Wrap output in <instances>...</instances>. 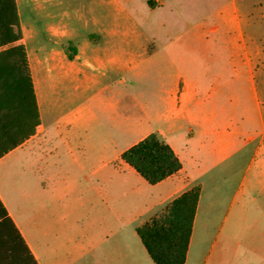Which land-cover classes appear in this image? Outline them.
Instances as JSON below:
<instances>
[{
  "label": "crops",
  "instance_id": "obj_1",
  "mask_svg": "<svg viewBox=\"0 0 264 264\" xmlns=\"http://www.w3.org/2000/svg\"><path fill=\"white\" fill-rule=\"evenodd\" d=\"M160 4L148 8L154 11ZM208 19L210 26L197 39L220 37L228 45L243 38L238 0H226ZM21 27L41 123L33 136L0 158V264H155L137 228L195 186L201 193L185 264L197 260V244L212 251L243 187L224 203L219 195L210 200L205 157L212 156L213 167L223 166L237 152L239 136L233 114H217L212 98L232 89L244 71L253 89H264L263 80L257 86L256 73L264 72L255 65V53L244 47L242 70L238 57L228 55L225 77L221 69L215 76L193 77L164 51L147 57L76 48L70 58L67 47L31 53L22 21ZM152 37L172 43L183 34ZM258 55L264 58L260 50ZM146 65L151 80L139 83ZM9 126V135L0 133V150L20 138L14 119ZM260 132L246 134L245 143L259 137L263 143ZM152 134L169 144L182 163L180 171L155 185L122 160L126 150ZM217 174L227 179L226 172ZM209 214L217 220L212 228L205 224ZM211 231L207 248L201 243ZM255 262L247 244L232 248L229 264H264Z\"/></svg>",
  "mask_w": 264,
  "mask_h": 264
},
{
  "label": "rangeland",
  "instance_id": "obj_2",
  "mask_svg": "<svg viewBox=\"0 0 264 264\" xmlns=\"http://www.w3.org/2000/svg\"><path fill=\"white\" fill-rule=\"evenodd\" d=\"M225 2L226 0H19V11L26 45L31 53L61 50L69 45L88 54L104 50L123 51L127 57L139 54L147 57L164 51L172 54L177 66L188 68L193 77L206 74L215 76L220 69L218 73L225 77L227 73L223 69L228 65L227 57L231 53L238 57L242 70L241 55L247 45L248 50L255 53L256 67L264 72V58L258 55L260 50L264 56V0H238L243 38H234L228 45L221 42L220 37H210L206 42L196 38L204 28L210 26L208 17L216 14L217 9ZM159 4V9L154 11L148 8ZM206 21L209 22L205 24ZM154 34L163 37L171 35L173 38L183 34V38L168 43L164 40L154 41ZM99 36L101 40L96 43ZM165 56L166 54L160 55L157 63L164 61ZM144 69L146 74L138 82L149 84L150 65H146ZM256 76L259 88L262 80L264 81V74L260 76L256 73ZM212 103L217 114H223L225 110L233 114V120L238 124L233 129H238L239 136L237 152L223 166L213 167L212 156L205 157V178L212 190L210 200L219 195L224 203L240 184L243 187L239 189L237 201L222 224L217 246L209 251L202 247L200 249L197 244V260L192 264H229L232 248L241 243L248 245L254 262L261 263L264 261V169L260 167V158L264 154V142L261 143L259 137L247 145L245 139L248 133L261 131L264 134V89H253L250 77L244 71L239 73L234 87L219 90L212 98ZM211 109L212 107H208V112ZM7 121L0 117L1 134H10ZM128 169L134 171L129 166ZM220 170L227 173L226 180L221 181L220 174H217ZM133 173L137 176L135 171ZM210 175L211 178L213 176L212 180ZM127 176L135 178L129 173ZM216 221L211 214L205 217L207 228H212ZM213 235L214 233L211 237L205 235L201 245L207 244L209 248ZM127 236L131 238L134 234L128 232Z\"/></svg>",
  "mask_w": 264,
  "mask_h": 264
},
{
  "label": "trees",
  "instance_id": "obj_3",
  "mask_svg": "<svg viewBox=\"0 0 264 264\" xmlns=\"http://www.w3.org/2000/svg\"><path fill=\"white\" fill-rule=\"evenodd\" d=\"M22 39L17 0H0V117L8 120L7 126L10 119H14L20 133L15 145L0 150V158L33 136L41 123ZM67 49L72 58L76 48L69 45ZM122 160L151 185L182 168L171 146L155 134L126 150ZM200 193V186L193 187L173 200L163 213L137 228V234L155 264H185Z\"/></svg>",
  "mask_w": 264,
  "mask_h": 264
}]
</instances>
